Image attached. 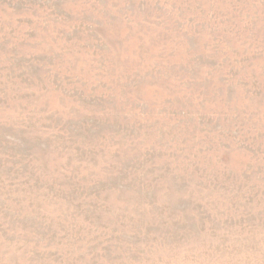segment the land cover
Instances as JSON below:
<instances>
[{"label": "rangeland", "instance_id": "obj_1", "mask_svg": "<svg viewBox=\"0 0 264 264\" xmlns=\"http://www.w3.org/2000/svg\"><path fill=\"white\" fill-rule=\"evenodd\" d=\"M0 264H264V0H0Z\"/></svg>", "mask_w": 264, "mask_h": 264}]
</instances>
